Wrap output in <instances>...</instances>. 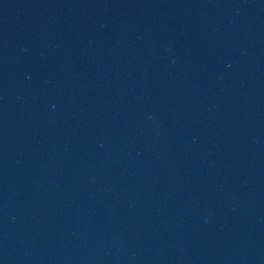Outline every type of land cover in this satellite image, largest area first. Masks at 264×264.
<instances>
[{
  "label": "water",
  "instance_id": "1",
  "mask_svg": "<svg viewBox=\"0 0 264 264\" xmlns=\"http://www.w3.org/2000/svg\"><path fill=\"white\" fill-rule=\"evenodd\" d=\"M0 264H264V0H0Z\"/></svg>",
  "mask_w": 264,
  "mask_h": 264
}]
</instances>
